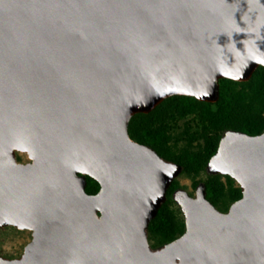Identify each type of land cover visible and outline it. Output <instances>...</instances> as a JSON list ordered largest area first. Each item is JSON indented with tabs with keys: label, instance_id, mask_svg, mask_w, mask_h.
I'll use <instances>...</instances> for the list:
<instances>
[{
	"label": "water",
	"instance_id": "water-1",
	"mask_svg": "<svg viewBox=\"0 0 264 264\" xmlns=\"http://www.w3.org/2000/svg\"><path fill=\"white\" fill-rule=\"evenodd\" d=\"M260 66L264 0H0V226L33 233L0 264H264V133L223 134L206 171L243 197L223 212L205 183L177 189L186 231L160 248L149 226L183 167L129 133Z\"/></svg>",
	"mask_w": 264,
	"mask_h": 264
},
{
	"label": "trees",
	"instance_id": "trees-1",
	"mask_svg": "<svg viewBox=\"0 0 264 264\" xmlns=\"http://www.w3.org/2000/svg\"><path fill=\"white\" fill-rule=\"evenodd\" d=\"M200 118L201 128L186 131L187 145L179 147V138L172 133L173 122L191 114ZM227 130L241 131L252 136L264 133V66H260L249 81L220 80L217 102L201 101L191 96H172L151 113L135 115L129 133L136 142L153 148L162 158L183 167L182 174L196 177L218 152L220 141ZM175 139V141H174ZM203 140V141H202ZM199 144L195 146V142ZM221 174H207L204 183L207 198L219 210L227 212L243 197V189L234 178ZM87 193L100 191V183L87 177ZM202 181H195L197 187ZM180 188L175 180L167 193V200L149 226L153 248L173 242L186 231V222L172 209L174 192Z\"/></svg>",
	"mask_w": 264,
	"mask_h": 264
},
{
	"label": "rangeland",
	"instance_id": "rangeland-1",
	"mask_svg": "<svg viewBox=\"0 0 264 264\" xmlns=\"http://www.w3.org/2000/svg\"><path fill=\"white\" fill-rule=\"evenodd\" d=\"M197 114H191L184 118H179L177 122H173L172 133L175 138H179V147H185L187 145L186 131H193L195 129L201 128V123L199 121ZM175 141V139H174ZM203 141V140H202ZM199 144L198 141L195 142V146ZM18 159L20 162L28 163L31 161L27 153L18 152ZM207 179V172H202L196 177L188 176L186 174H181L177 177L180 188L185 189L190 193L191 196L195 197L196 187L194 186L195 181H202ZM225 180V176L223 177ZM236 181V180H235ZM237 183V182H236ZM238 185V183H237ZM175 201V200H174ZM172 209L175 211L178 217L185 220L184 212L177 201L172 205ZM33 240V233L31 230L19 229L16 226H0V257L5 259H20L22 258L26 246ZM149 240L151 245L154 243L153 240Z\"/></svg>",
	"mask_w": 264,
	"mask_h": 264
},
{
	"label": "flooded vegetation",
	"instance_id": "flooded-vegetation-1",
	"mask_svg": "<svg viewBox=\"0 0 264 264\" xmlns=\"http://www.w3.org/2000/svg\"><path fill=\"white\" fill-rule=\"evenodd\" d=\"M19 160V159H18ZM207 172V171H206ZM208 174V173H207ZM201 183V182H200ZM204 183V182H203Z\"/></svg>",
	"mask_w": 264,
	"mask_h": 264
}]
</instances>
